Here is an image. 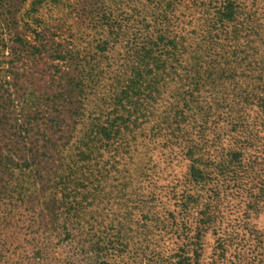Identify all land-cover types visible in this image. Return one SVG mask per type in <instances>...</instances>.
Here are the masks:
<instances>
[{
    "label": "rangeland",
    "instance_id": "obj_1",
    "mask_svg": "<svg viewBox=\"0 0 264 264\" xmlns=\"http://www.w3.org/2000/svg\"><path fill=\"white\" fill-rule=\"evenodd\" d=\"M105 1L0 0V264H174L187 242L167 224L162 230L158 220L178 214L184 200L205 204L216 217L201 240L198 264H264V198H259L264 190V130L252 149L247 135L234 127L239 117L256 127L264 123L257 111L259 91L250 105L240 102L248 84L264 81V0H248L252 11L263 16L246 30L237 34V15L218 34L214 21L206 20L204 34L190 37L183 54L162 57L165 61L158 64L166 69L143 78L157 85V91L153 86L143 92L150 98L133 97L132 104L118 109L124 122L115 123L119 134L109 143L97 124L118 116L112 114L117 108L111 98L115 83L110 84L108 69L126 49L99 51L98 10ZM119 1L122 7L129 5ZM49 39L83 59L84 73L105 74L88 93L82 120L57 130L58 153L39 148L32 161L28 142L41 136L30 131V121L46 115L51 99L67 96L59 92L65 85L59 73L65 63L53 51L58 46L43 47ZM67 60L74 68L70 62L77 60ZM200 66L203 84L198 92L193 85L187 91L188 111L180 104L188 124L178 134L182 145L203 143V157L213 163L207 166L212 178L203 187L187 181L185 162L163 163L168 154L159 143L168 136H152L168 107L185 96V69ZM174 114L165 118L174 122ZM202 114L207 116L203 134L192 119ZM179 149L184 151L177 147L172 156L181 159ZM229 153H242L240 164L229 165L230 171L217 177L212 166ZM74 159L84 164L82 176L74 172L76 190L70 196L53 193L52 181H58L56 175L71 176ZM31 163H38L39 172L30 171ZM238 166L245 172H237ZM188 255L193 257V251Z\"/></svg>",
    "mask_w": 264,
    "mask_h": 264
},
{
    "label": "trees",
    "instance_id": "obj_2",
    "mask_svg": "<svg viewBox=\"0 0 264 264\" xmlns=\"http://www.w3.org/2000/svg\"><path fill=\"white\" fill-rule=\"evenodd\" d=\"M105 2V4H100L98 10L101 25L98 27V32H100L98 34L100 42L97 45L100 48L99 51L105 52L111 50L114 52L117 47L119 49H126L124 56L118 62L112 61L108 69L111 74L110 80L112 83L110 84L115 83L111 98L113 99V105L117 106V108L112 112L113 115L115 113L118 114V109L124 110L125 107L123 105L125 102L132 104L131 98H138L140 96L150 98L148 94H144L143 92L150 90L153 86L154 90L157 91V85L149 83L147 78L143 79L144 75L148 77L156 71V77L157 73L159 75L160 71L163 72L166 68L158 64L165 61L162 57L169 59L183 54L190 37L194 38L196 33L204 34V23L206 20L212 19L214 21L213 27H215L214 29L218 34L221 29L223 30L226 27V23L234 21L237 15L238 34L253 25L254 20H258L263 16L262 13H258L257 9L252 11L251 5L248 6V0H126L129 5H125V7L121 6L119 0H108ZM123 8H125L124 11ZM210 14H212V17L209 19L207 16ZM19 43L22 44L21 39ZM46 45L48 48L49 46L52 48L54 45L58 46L53 51L57 55L56 58L63 60V63H65L64 71H59L60 79L64 80L65 85H61L59 92L60 95L65 94L68 97L57 98L58 100L56 101L55 99H51L46 105V115L30 121V131L36 129L37 134L41 136L36 141H27L31 145L28 159L32 161H36L37 149L39 148H45L48 152L58 153V144L55 138L57 130L62 131L63 126L68 125L69 122L75 119L77 121L82 120L85 114L87 97L98 86L97 83L101 76L105 74V71H95L94 73H90L91 71H89L84 73L85 61L73 55L74 53L67 49V46H63L62 43H56L55 39H49L43 47ZM36 50L38 53H41L40 50ZM68 56L77 60V62H74V60L70 62V66L74 63V68L70 69L67 60ZM77 67L81 68L78 69ZM93 69L90 68V70ZM185 71L186 79L189 81L187 84L188 89L182 91L185 96L176 101L177 106L173 103L168 107V113L157 123L152 131V136H154V139L168 136L163 145L159 143L161 151L166 150L168 154L165 161L162 162H168L172 165L185 162L187 181L195 185L202 184L203 187L212 178L207 173V169L210 168L207 166L213 165V163L208 159H204L203 143L192 141L191 143L182 145L184 142L178 133L183 131L184 127L188 124V115L185 116V112H182V108L186 111L190 109V97L187 91L191 85L194 87L193 91H200L203 84L204 72L201 66L198 69H185ZM258 80H260V77ZM247 87L250 88L242 92L240 98L241 106L250 105L254 98L257 97L256 93L259 91L262 95L257 101L258 104L256 103L257 111H260L259 113L264 121V81H258L257 85L248 84ZM180 104H182V108H180ZM172 112L173 114L175 113L173 115V118H175L174 122L165 118ZM192 119H197L195 127L203 134L205 125L207 124V116L202 114L197 117L194 116ZM117 122H120V124L124 122L122 115L118 114L114 120L108 117L102 125L97 124V129L100 130L99 133L103 135L106 143L113 142L114 138L119 134V125L115 124ZM234 127H237V132L241 130L243 135H247V146H250L252 149L258 147L259 143L257 144V141L259 138L257 133L264 130V123L256 127V125L252 126L239 117L237 118V125ZM29 132L27 133L29 134ZM26 136L23 141L28 140V135ZM180 146L184 148V151L183 149L178 150L183 151L181 159L172 156L175 152L174 149ZM204 154H207V151ZM242 157V153H229V155L227 154V159L214 164L212 167L216 169L217 177L222 174L226 175L230 171L229 165L240 164ZM82 163L81 161L79 165V161L74 159L71 163L74 169L71 176L56 175L58 181H52L54 182L53 193L60 192V194H69L68 196L74 193L76 190V188L72 187L74 172L82 176V167L84 166ZM31 165L33 167H31L30 171L33 174L39 172L38 163H31ZM249 167L251 170L255 168L253 164ZM237 172L244 173L245 171L238 166ZM140 173L142 174L143 172ZM233 174L236 176L235 169ZM145 175L149 176L146 173ZM209 191V197L213 199L216 191L212 188ZM259 198H264V190L260 192ZM209 212L210 210L207 207L205 208V204H191L187 200H184L180 205L178 214L169 213L165 219H157L162 230H165V225L167 224L172 229L175 228L176 232L180 233V238L187 242V249L183 251V255L174 264H198L200 251L202 252L203 248L201 240L206 231L212 225L215 226L216 222V217L214 218ZM150 213L149 210H146L147 215ZM146 228L148 230L147 226ZM192 251L193 257H190L188 254ZM168 264L171 263L169 262Z\"/></svg>",
    "mask_w": 264,
    "mask_h": 264
}]
</instances>
